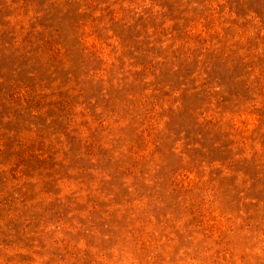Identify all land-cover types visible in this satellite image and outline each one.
<instances>
[{"label": "rangeland", "instance_id": "374dc122", "mask_svg": "<svg viewBox=\"0 0 264 264\" xmlns=\"http://www.w3.org/2000/svg\"><path fill=\"white\" fill-rule=\"evenodd\" d=\"M0 264H264V0H0Z\"/></svg>", "mask_w": 264, "mask_h": 264}]
</instances>
